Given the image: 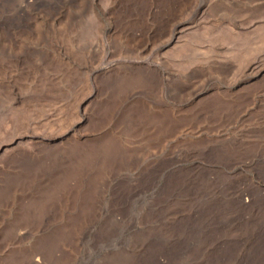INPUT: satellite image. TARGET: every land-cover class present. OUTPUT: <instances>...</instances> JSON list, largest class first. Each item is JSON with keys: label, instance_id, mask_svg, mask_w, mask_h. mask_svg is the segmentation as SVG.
Listing matches in <instances>:
<instances>
[{"label": "rangeland", "instance_id": "374dc122", "mask_svg": "<svg viewBox=\"0 0 264 264\" xmlns=\"http://www.w3.org/2000/svg\"><path fill=\"white\" fill-rule=\"evenodd\" d=\"M0 264H264V0H0Z\"/></svg>", "mask_w": 264, "mask_h": 264}, {"label": "bare ground", "instance_id": "6f19581e", "mask_svg": "<svg viewBox=\"0 0 264 264\" xmlns=\"http://www.w3.org/2000/svg\"><path fill=\"white\" fill-rule=\"evenodd\" d=\"M2 1H4V0H2Z\"/></svg>", "mask_w": 264, "mask_h": 264}]
</instances>
